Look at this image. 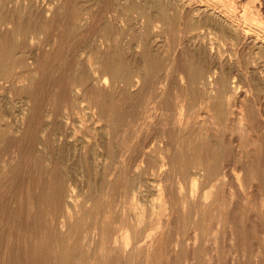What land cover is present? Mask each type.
Here are the masks:
<instances>
[{"label": "rangeland", "instance_id": "obj_1", "mask_svg": "<svg viewBox=\"0 0 264 264\" xmlns=\"http://www.w3.org/2000/svg\"><path fill=\"white\" fill-rule=\"evenodd\" d=\"M103 1L105 0H19V1L8 0L7 2L8 6H10L7 16L11 17L12 22L2 26V28H0V33L9 31L16 24V22L23 21L22 25L25 26L27 25V32L25 33V36L23 38L22 37L20 38L21 46L20 45L16 46L15 54L17 53L19 54L20 52H23L24 55L26 56L28 60V64L30 65L29 72L33 76L32 82L34 80V84L31 83V85H29L28 88H21L20 91L19 83H21L22 81L19 82L16 81L17 82L16 83L15 81L13 82L12 79L11 78L9 79L8 77L4 79L0 78V128L4 129L3 131L4 133L2 132V134L0 135L1 136L0 137V176L3 174L0 177L2 179V180L0 179V235H1L0 264H15L16 262L18 264H24V263L36 264L34 263L35 261L33 258L36 255L29 254L30 253L29 246L31 243L35 244L38 248L41 247V251L39 252V255H37L39 256L37 258V264H55L54 257L52 256L48 257L46 255V253L49 252V249H51L50 247H53V243H54V241L52 242V237L51 236L49 237L47 227H44L43 222L37 228H34L31 225V219L33 213L36 211L37 208H39V206H41L40 208L42 209L46 208V206H48V200L44 201L45 203L40 204L33 202V200L29 202V200L26 199L27 192L36 193L41 188V185L38 184V182L36 183L38 177L40 178L42 176L41 177L42 180H47L50 177L51 172L49 173V171L50 168L52 167L51 165L53 164V161L60 162L63 172H68V175L66 177L67 180L66 185L68 183V187L70 186L69 188H71V190L74 189L73 190L74 195L76 194L75 197L78 200L77 203L79 204V206L82 205L87 208L89 206H97V212H99V214L101 213L103 216L102 212L104 211L105 207L107 205L109 206L112 205L110 213L112 214L113 217L114 216L117 217L120 214V209L122 207L123 208L126 207V209H128V205L130 206V203H128L129 200L128 196L123 191L122 185H120V180L122 178V175H120L121 177L117 178L118 180L117 185L113 184V182L107 183L108 176L104 175V170L106 168L109 159L106 144L110 138L108 136L110 128L104 122L105 120L99 117L95 108L88 106L87 99L84 98L83 100H81L80 102L81 105L76 112L75 111L72 112L67 117L65 116L59 117V119H57V121L53 124L50 123V120L48 122V119H50L51 109L54 108L55 106L54 103L57 101V97H56L57 95L55 92L56 84L50 82L46 72L48 70L47 67L49 63H53V64L55 63L51 77L60 73L68 74L70 70L72 71V69L75 68V65L77 63L76 59L78 57L82 61L85 60L86 63H91L92 61H94L95 59L94 57H98L101 60V58H103L107 54L109 55L114 51H118L122 61L131 63L134 68L140 65L141 63L144 64L149 62L150 60L148 58L150 57V59L152 60L154 55H157V53L158 56L160 55L159 56L160 58L162 57L161 58L162 61L165 55L167 54V51L172 49L170 47H172L171 45H173L174 41H176L175 38L177 39L178 36L177 30L179 27L178 24L182 25V22L184 21L187 22L185 19H189V18L180 17V14L182 12L181 11L182 0H176V1L175 0H133V1L117 0V3L119 5V8L117 10H119V12L116 14L115 18L114 16L110 15L111 12L108 13L109 15L99 13L100 9L104 5L110 3ZM187 1H190V5L193 7L196 6L197 4L199 6L202 3L201 0H186L184 2ZM131 2L135 4V7L142 6L145 9L146 14H149L150 16L152 15L151 19L149 20V22H151L150 25L151 26L153 25L152 27L148 25L147 23L148 19L144 15L138 13V11L124 10L125 6ZM174 2L175 4H173ZM245 2L246 0L245 1L235 0V3L238 4L237 8H240L239 6ZM159 4L168 7V16L166 19V21H168L167 23H164L162 20H157L158 19L157 17L155 19L156 9ZM101 5L102 7H99ZM77 6H79L82 10L87 11L86 15H89V13H91V15L88 18L87 22L76 23V26L73 28L71 24H74V22H72V20L70 19V12L74 7ZM13 8L16 9L18 8V9L17 11H13L12 10ZM47 8H51L50 11H48ZM97 8H99V10ZM52 9L54 13H52L53 12ZM169 9H171V11ZM95 10L96 13L98 14L95 13ZM93 11L95 14H93ZM151 12L154 14H152ZM170 13L172 16L170 15ZM143 19L147 22H145ZM171 20H173L172 26L174 29L171 26ZM176 20L178 23L174 24ZM105 22H109L108 24H110L108 25L109 27L107 26V33L110 35L111 39L107 43H99L98 33L100 32V30L102 31V26L105 24ZM157 24L158 27L155 26ZM165 25L168 26L165 29H163ZM174 26L175 27L178 26V27L175 28ZM149 27L152 30H150ZM209 29L210 31H213L212 28ZM164 30H167V32H169L168 35L167 32ZM152 31H153V36H152ZM170 31L172 32V34ZM115 33L117 36H114ZM147 33L149 37L148 35H146ZM154 34L157 35L155 36ZM164 35H166V37ZM146 36L148 37V39L145 38ZM171 36L175 38H172ZM142 39L143 41L144 39H147L148 42H146L147 40H145L144 41L146 42L145 44L143 41H141ZM195 39L184 38L182 40L184 44L181 42L180 44H178L179 46L176 45L173 48V50H175L176 61L179 63L180 60H181L180 62H185L187 61L186 59H188V61L194 60L195 62H197V60L199 61V59L208 60L207 55H209V59L212 58L213 55H215L214 53L217 54V51H219V53H222L221 55L224 56L222 58L226 59L225 61L224 59H222L225 70L230 68V70L229 71L227 70V72L235 73V75L237 74L236 76H238V78L236 77L235 78L236 80L240 81V83L238 81L239 88H241L242 90L241 92H245L246 100L245 99H244L245 101L242 100V102L244 101L242 103L244 105L243 118L245 120L247 117L248 118L247 121H244V119L242 118L241 122L246 125L250 124L251 129L249 130V132H243L244 134L240 133L241 135L239 134V131H235V130L233 131V134L230 133L228 129V125L226 126L227 127L226 130L221 129V127L225 126V124L227 123L229 124L231 122V118L235 114H230L231 117L227 119V123L225 124L223 123L222 125H216L215 123L209 121L210 115H207L205 111L208 110L212 114L213 109L211 110L204 108V104L200 103L202 101L201 96L203 97V95L205 94L204 88L200 86L202 85L201 82H198L193 86L190 85L191 86V87L189 86L190 88L183 89L182 91L184 93L183 96L186 98V103H187L184 111V116H186L185 119H189V121L186 123L187 125L186 124L180 125L175 121V117L173 115L174 112L173 101L169 102L170 106L168 107V109H166L167 111L165 110L166 111L165 113H161L162 109L160 108L159 105L154 104L155 105L154 107V105L152 106L153 102H149L150 103L149 104L150 107H148L149 112L147 115H144L143 118L141 117L143 120L144 119L145 120L140 123L136 122V119H139L138 116L132 118L129 115H125L123 117L124 119L122 122L123 124L122 123L118 124L119 125L118 128L117 126L113 127L114 130L117 132V134L119 133L117 135V138L123 139V143L119 144L118 148H116L117 156L123 158L131 157V159L132 157L134 158V156L138 157L136 159V164H138L137 172H135L136 177L143 180L144 182H151V183H147V185L144 186L147 191L144 190L145 195H142L140 197V199L142 198V200L139 199L140 201L145 202V203L141 202L142 206H147V211L151 213V214L149 213L148 220L144 223V225L140 226V229L141 231L143 230L142 232L144 234V236L143 234H141L142 235L141 237L142 240H145L148 237L145 233L152 231L153 222L159 220V222L164 223L165 222L164 220L167 217V214L165 213L158 214L156 211H152V209L158 210L157 203H159L160 201V198L157 195L158 185L163 183L166 186V190H168V192H170L171 194L169 197L172 198L170 199L169 203L171 205L173 204V206L175 205L174 207L179 209L178 197L180 194L178 190H180V188L176 184V181L177 179L180 180L182 184L181 186L182 192L190 191L191 185L189 183L188 174L191 173V175H194L196 179V183L192 188L195 194L196 193L200 194L202 191L206 190L207 188L211 190L214 189V191H216L218 194L216 192L213 193L214 199L212 198L210 199L211 201L212 200L213 201L211 202V204L209 203L207 206H205V210L207 211H205L204 207L202 206L201 211L203 213L200 215V217H198V220L201 219V217H204V219L202 218L200 220L202 223L198 221L199 224L198 230L200 233V240L198 242V247L196 248L195 247L193 248L191 246L189 247L188 244L192 240V231L190 230V228L186 229L184 234V236L187 238L188 241L185 244L187 245L185 247L187 251V252L185 251L186 258L182 260L180 264H206L205 261H207V257L209 253L210 254L213 253L212 255L218 257V259L214 264H231V259L233 254H235L238 257L237 264H264V131H263L264 116L263 114L258 112L259 108L261 109V107H263L262 112L264 111V102L262 101V104L260 105V103L256 101H252L253 100L251 96L252 92H250L247 89L248 87L254 86L259 83H260L259 85H262L264 74H261L263 73V71L260 72L259 70L253 71L252 69L247 73H243V72L241 73L242 70L239 68V66L243 65L242 63L245 62L246 59L249 56H251L253 52V49L250 48L251 47L250 43H248L249 45L248 44L246 45V43H244V44H238L236 46L231 43L233 45L232 46L229 41L228 42L226 40L224 41V39L221 38L219 35H217L215 32L208 33L207 35L203 36V38L199 37L196 40ZM152 40H154L155 42H152ZM144 46H146V48ZM217 46L220 48H218ZM244 46H246V48ZM147 48L149 49L147 50ZM141 49L143 52L140 51ZM204 49L206 50L203 51ZM235 50H238L236 51L237 54L235 53ZM160 53H162L163 56ZM229 54H231V57H229L230 56ZM89 55L91 58L89 57ZM142 58H143V62L141 60ZM216 58L217 56L214 57V60ZM234 59L235 61H233ZM235 67L238 68L240 72L238 71V69L236 70ZM235 70L236 72H233ZM18 71L22 72L23 68L21 67L19 68V66H15L13 68V73L17 74L19 73ZM95 74L98 75L99 73L96 71ZM103 74L105 76L106 82L98 86H100L103 93L105 92L108 93L112 88L109 77L110 75L108 74V72H105ZM44 77L46 78V83L42 87L41 80ZM246 77H248L249 82L248 79H246ZM172 79L173 81H171ZM35 80L37 82H35ZM250 81L252 82L250 83ZM170 82H171V86L170 84H168L169 90L171 94H174L175 91L176 92L178 91V88L181 86L182 83L179 82L177 73L174 72L172 74V76L169 78L168 83ZM38 83L40 84V86ZM120 84H118L116 89H114L115 101L120 106H123V108L130 107L129 105L132 106L134 102H137L136 101L137 94H135V92L137 90V87L139 86V83L136 84L137 86L135 84L131 86L132 87V88L130 87L131 90L130 89L124 90L126 91V93H124V91H122L121 89L123 87L122 82H120ZM118 88L121 90V92ZM243 88L247 90L244 91ZM32 89H34L35 91ZM247 91H249L250 93ZM27 92H29V95H27L28 94ZM54 95L55 97H53ZM28 96L30 97L32 96L33 98L29 99ZM249 100L253 104L248 102ZM39 102L42 105H40ZM250 108H252L253 111L252 109L250 110ZM47 110L49 116L47 115L46 112ZM41 112L43 113V115ZM186 113L187 115H185ZM158 115H159L158 119L160 121H158L157 119ZM257 115L260 118H258ZM36 116L37 117L39 116L38 120L40 122L37 120ZM212 116L214 117V114ZM164 117H166L168 120L166 124L167 126H165L164 129H168L170 127L168 129L170 131L169 132L170 134L168 133L165 134L161 132L163 130L161 127L162 124L160 122L164 119ZM255 117H257L256 119L258 121L255 119ZM62 118L64 119L65 122L63 121ZM200 119L203 120L205 119V120L203 121ZM249 120L251 122H249ZM255 120L259 122V124ZM58 121L60 124L58 123ZM198 121L200 122V125L199 123H196ZM201 124H203V126H201ZM35 125L37 126V129H39L38 131ZM49 125L55 127L51 128L49 127ZM145 125L146 126L148 125L150 127H148L145 130L144 129ZM257 125L259 127L256 128ZM158 126H160L161 129ZM203 127H206L205 129L206 132H204ZM201 128L203 129L201 130ZM51 129H53V131H51ZM219 130L220 132H218ZM49 131H50V135L47 134L49 133ZM197 131L199 132L197 133ZM209 131L211 132V134ZM226 131L228 132L226 133ZM121 132L123 133V135H121ZM202 133H204L205 135L203 134L204 136L202 135L201 137L200 134ZM184 134L186 135L184 136ZM195 134L196 135L199 134L200 136L198 135L199 136L198 137ZM167 135H171V136L168 137ZM47 136L48 137L50 136L51 138L49 137L48 139ZM45 137L48 145L44 144ZM170 137L173 141L170 139ZM126 139L127 140L129 139L131 142L126 141ZM227 141L228 142L231 141V142L228 143ZM14 142L17 143L15 144ZM131 143H133V146H131ZM166 143L167 145L170 144L169 145L170 149L168 151L170 152V154H172V157L175 160L174 164L176 170L173 171L171 170L169 172H165L164 170L160 172V170H158L159 171L158 172L150 168L148 169L147 160L146 159L140 160V157L136 156L138 154L137 150L140 148L139 145L141 144L140 146H144L145 149L151 148L149 149V151L151 150L150 151L151 157L149 156L150 161L152 158H154V156L157 159L161 158V156H156L158 154L157 148L162 147L163 144L166 145ZM243 143H245L246 145ZM32 144L33 146H31ZM85 144L87 145V148L83 147V145ZM216 144H218V146ZM122 146H126V147H122ZM131 147H133V149ZM246 148H248V150H246ZM154 150L156 151L154 152ZM240 151H244L248 153L249 156L247 158L248 160L244 161L241 159L240 155L238 154ZM119 152L122 154L120 155ZM195 152H199L200 154H202L203 164L200 167L196 166V164L195 165L189 164V166L187 167V171L185 172L187 176L183 179L184 172L182 171V167L186 161H191L195 159L196 156ZM219 152H224V154L221 153V155H219ZM213 159H219V169H218V174H216L218 176L217 178L211 179L209 181L204 177V175L206 174L203 173L205 171L201 167H206L210 163L209 160H211L212 162ZM245 164H248V167ZM240 166L241 167L245 166V167L241 168ZM12 168L15 169V172L14 171L12 172ZM249 168H251L252 170L251 173L252 175L249 174L250 176L247 174L248 173L247 170ZM6 172L8 175H6ZM47 176L48 178H46ZM29 179L33 180L32 184L30 185H28ZM3 180L5 182H3ZM214 180H220L221 184L218 183L216 186L211 185ZM102 185L103 187L101 188ZM149 188L151 189L149 190ZM28 189L32 191H29ZM162 198L165 199L164 196H162ZM154 202L156 203V206L154 205L155 204ZM168 208L169 207L167 206L165 210L166 212L168 211ZM190 208L192 209V206ZM9 209H11L10 213L8 212ZM19 211L23 215L20 214ZM25 211L28 214V217L26 216ZM91 211L92 213H94V208H92ZM179 217L180 219L177 218V221L172 219L173 225L170 223L172 229L170 228L171 226L166 227V231H168L170 228L169 233L171 238L176 235L175 231L181 228L182 214ZM185 217L192 219V216L185 215ZM83 218L85 219L86 217ZM178 219L181 221H179ZM110 227H112L113 229H117L118 225L111 224ZM231 231H233V236L231 234ZM215 244L217 245L216 249H214ZM165 246H166L165 249L166 253H164L165 250L163 249V252L160 254V258L157 257L158 259H156L155 264H164L163 261L165 259H166V262L164 261L165 264L175 263L174 261L169 260L170 256L171 259H175V253L170 252L172 251L170 250L172 249V247L169 246V244H166ZM173 254L174 256H172ZM16 256L18 260L16 259ZM29 257H31L30 258L31 260L29 259ZM142 262L139 263L137 259L133 260L134 264H143L144 262L143 263ZM153 263L154 262H151V264Z\"/></svg>", "mask_w": 264, "mask_h": 264}, {"label": "bare ground", "instance_id": "obj_2", "mask_svg": "<svg viewBox=\"0 0 264 264\" xmlns=\"http://www.w3.org/2000/svg\"><path fill=\"white\" fill-rule=\"evenodd\" d=\"M15 1H19V0H15ZM105 1L110 2V3L107 5L102 4V5H104L103 7H102V5L99 6V7H102L100 9L99 13L109 15L108 13L111 12L110 15L114 16V18H115L116 14L119 12V10H117L119 8L117 0H109V1L105 0ZM105 1H103V2H105ZM184 1H186V0H182V4L180 2V4L182 5V7H181L182 12L180 14V17H186L189 19H185L187 22H185V21L182 22V25L178 24L179 27L176 26V27H178V30H177L178 33L176 32L178 34L177 39L175 37L171 36L172 38H175L176 41H174L173 45L170 44L172 46L170 48H172V49L168 50L169 52L167 51V54L165 55V57L162 60L163 62L161 61L162 57L160 58L159 57L160 55L158 56V53H157V55H154L152 60L150 59V57L148 58L150 60L149 62L144 63V64L141 63L140 65H138L134 68L131 63L122 61V59L119 55V52L113 50L114 52L110 53L109 55L107 54L106 56L101 58V60L98 57H94L95 59L91 63H86V61L84 60L85 58L83 59L84 61H82L78 57L76 59L77 63L75 65V68L72 69V71L70 70V72H68V74L60 73V74H57L53 77H51V76H52V70H53L55 63L54 64L53 63L48 64V67H47L48 70L46 72H47V75L49 77L50 82L56 84L55 92L57 95L56 96L57 101L56 102L54 101L55 102L54 108L53 109L49 108V109H51V112H50V119H48V122L50 120V123L53 124L57 121V119H59V117H64V116L67 117L72 112H74V111L76 112L81 105L80 104L81 100H83L84 98L87 99L88 106L95 108L99 117L103 118L105 120L104 122L106 123V125L109 126V128H110L109 133L106 132V133H108V136L110 137L109 141H107V144H106L109 159H108L106 168L104 170V175L108 176L107 177L108 178L107 183L113 182V184L117 185V183H118L117 178L121 177L120 175H122V178L120 180V185H122L123 191L128 196V199H129L128 203H130V206L128 205V209H126V207H124V208L122 207L120 209V214L119 215L117 214L118 215L117 217H115V216L113 217L112 214L110 213L112 205L111 206L107 205L105 207L104 211L102 212L103 216L101 213L99 214V212H97V206H89L88 208L85 206H82V205L79 206V204L77 203L78 200L75 197L76 194L74 195V191H73L74 189L71 190V188H69L70 186L68 187V183L66 185V181H67L66 177L68 175V172H63L60 162L53 161V164L51 165L52 167L50 168V171H49V173L51 172L50 177L48 178V176H47L46 177V178H48L47 180H42L41 179L42 176L40 178L38 177V180L36 181V183L38 182V184L41 185V188L36 193L27 192L26 193L27 194L26 199L29 200V202H31V200H33V202L40 203V204L41 203L43 204V203H45L44 201L48 200V206H46V208L42 209V208H40L41 206H39V208H37L36 211L33 213V216L31 219V225H32V227L37 228L43 222L44 227H47L49 237L50 236L52 237V242L54 241V243H53V247H50L51 249L48 248L49 247V245H48L47 248L49 249V252L46 251V252H48V253H46V255L48 257H51V256L54 257V263L55 264H107V263H109V264H134L133 260H135V259H137L139 261V263L143 261L145 264H151V262H154L153 264H155L156 259H158L157 257L160 258V254L163 252V249L164 250L166 249V246H165L166 244H169V246L172 247V249H170L172 251H170V252L175 253V259H171V256H170L169 260L174 261L175 262L174 264H180L181 261L186 258L185 247L187 245H185V244L188 241H187V238L184 236V234H185V231L187 228L188 229L190 228V230L192 231V240L188 244L189 247L190 246L193 248L198 247V242L200 240V233L198 230L199 229L198 228L199 227L198 221L200 223H202L200 220L202 218L204 219V217H201V219L198 220V217H200V215L203 213L201 211L202 206L204 207V210H205V206H207L209 203L211 204V202L213 200L211 201L210 199L211 198L214 199L213 193L216 191H214V189L211 190V189L207 188L206 190L202 191L200 194H197V193L195 194L194 190H192V188L194 187V185L196 183V179H195L194 175H191V173H189L188 174L189 183L191 185L190 191L182 192V190H181L182 184H181L180 180L177 179V181H176V184L180 188V190H178L179 194H180L178 197L179 209H177L174 207L175 205L173 206V204L171 205L169 203L170 199H172V198L169 197L171 194H170V192H168V190H166V186L163 183L158 185L157 195L160 198L159 203H157L158 204V210L152 209V211H156L158 214L165 213V214H167V217L165 218L164 223L159 222V220L153 222V226L151 225L152 231L145 233L148 237L146 239L144 238L145 240H142L141 234H143V232H142L143 230L141 231L140 226L144 225V223L148 220V216H149L150 212L147 211V206H142L141 202H143V201H140V200H142V198L140 199V197L142 195H145L144 190H146V189L144 186H146L147 183H151V182H144L143 180L136 177L135 172H137V166H138V164H136V159L138 157L134 156V158L132 157V159H131V157H129V158L124 157L123 158V157L117 156L116 148H118L119 144L123 143V139L117 138V135L119 133L117 134V132L114 130L113 127L117 126V128H118V126H119L118 124L123 122V120H124L123 117L125 115H129L132 118L135 116L136 117L138 116L139 119H136V122L137 123L143 122L145 120V119L144 120L142 119L143 116L147 115L149 112L148 111V107H150L149 102H153L152 106L154 104L159 105L160 108L162 109L161 113H165L167 111L166 109H168V107L170 106L169 105L170 101H173V103H174L173 115L175 117V121L177 123H179L180 125L186 124L189 121V119H185L186 116H184V111H185L187 103H186V98L183 96L184 93L182 91H183V89L190 88L194 84L201 82L202 85H200V86H202L204 88L205 94L202 93L204 95H203V97L201 96L202 101L200 103L204 104V108L211 109V110L213 109L212 114L208 110L205 111V113L207 115H210L209 121H211L212 123H215L216 125H222L223 123L224 124L227 123V119L229 117H231L230 114H235L231 118V122L229 124L228 123L225 124V126L221 127V129L226 130V128H227L226 126L228 125L229 132L232 134H233L234 130L239 131V134L243 133V132H249V130L251 129V127H250L251 125L249 123H248L249 125H246V124L241 122V120L243 118V112H244L243 111L244 105L242 103L246 100L245 99L246 98L245 92H241L242 90H241V88H239V84H238L239 80H236V78H238V76H236L237 74L235 75V73L227 72V70L229 71L230 68L225 70V68L223 66V60H222V59H224V58H222L224 56L221 55L222 53H219V51H217V54L214 53L215 55H213V57L210 59H209V55H207L208 60L207 59H203V60L199 59V61L197 60V62H195L194 60L188 61V59H186L187 61L180 62L181 61L180 60L178 63L176 61L175 50H173V48L176 45L179 46L178 44H180L184 38H191V39L192 38L197 39L199 37L203 38V36L207 35L208 33L215 32L217 35H219L221 38H223L224 41L225 40L227 42L229 41L230 44L232 43L235 46L238 44L246 43V45H247L248 43H250L251 44L250 48L253 49V52H252L251 56H249L247 59L245 58L246 61L242 63L243 65L239 66V68L242 70L241 73L242 72L247 73V72L251 71V69H252L253 71H257V70H259V72L263 71V73H261V74H264V0H246L245 3H243L242 5L239 6L240 8H237L238 4L235 3V0H201L202 3L199 6L197 4L194 7L190 5V1H187V2H184ZM237 1H239V0H237ZM241 1H243V0H241ZM7 2H8V0H0V28H2V26L7 25L8 23L12 22L11 17L7 16L8 10L10 9V6H8ZM173 4H175V2ZM192 4H194V3H192ZM174 6H177V5H174ZM134 7H135V4L133 2H131L125 6L124 10H136V11H138V13L144 15L148 19V22L144 20L145 18L143 20L145 22H147L148 25H150L151 22H149V20L151 19L152 15L150 16L149 14H146L145 9L142 6H137L135 8ZM171 7H169V8H171ZM17 9L13 8L12 10L17 11ZM47 9H48V11H50L51 8H47ZM97 9L99 10V8H97ZM96 10H95V13H96ZM169 10L171 11V9H169ZM52 11H53V9H52ZM136 11H135V13H136ZM178 11H180V10H178ZM260 12H262V13H260ZM52 13H54V11ZM86 13H87V11L82 10L79 6L74 7L72 9V11L70 12V19L72 20V22H74V24H71L73 28L76 26V23L88 21V18L90 17L91 13H89V15H86ZM95 13L93 11V14H95ZM154 13H155V11H154ZM154 13H152V14H154ZM96 14H98V13H96ZM128 14H129V11H128ZM170 15H171V13H170ZM167 16H168V7H166L162 4H159L157 6V9H156L155 19L157 17L158 18L157 20H162L164 23H167L168 22V21H166ZM36 17H37V15H36ZM22 22H16V24L9 31H5L3 33H0V78L4 79V78L8 77L9 79L11 78L13 82L14 81L15 82L16 81H18V82L22 81L21 83H19L20 84V86H19L20 91H21V88H28L29 85H31V83L34 84V80L32 82L33 76L29 72L30 71V69H29L30 65L28 64V60H27L26 56L24 55L23 52H20L19 54L18 53L15 54L16 46L20 45V43H21L20 38L21 37L23 38L25 36V33L27 32V25L26 26L22 25ZM172 22H173V20H171V26L173 25ZM32 23H33V21H32ZM108 23L109 22H105V24L102 26V31L100 30V32L98 33L99 43H107L111 39L110 35L107 33V26L110 25ZM177 23L178 22L176 20V22L174 24H177ZM143 25H144V23H143ZM152 26L150 25V27H152ZM155 26L158 27V24ZM167 26L165 25V27L163 29H165ZM150 27H149V29H150ZM172 28H173V26H172ZM209 28H212L213 31H210ZM150 30H152V29H150ZM157 30H158V28H157ZM153 31H154V28H153ZM153 31H152V36H153ZM164 31L167 32V30H164ZM157 32H159V31H157ZM168 33L169 32H167V35H168ZM171 34H172V32H171ZM146 35H148V33ZM160 35H162V34H160ZM114 36H117L116 33L114 34ZM164 36L166 37V35H164ZM29 37H31V36H29ZM148 37H149V35H148ZM148 37L146 36L145 38L148 39ZM147 39H144V41ZM141 41H143V39ZM58 42H59V40H58ZM143 42H142V44H143ZM146 42H148V40ZM146 42H144V43L146 44ZM152 42H155V41L152 40ZM149 43H150V41H149ZM23 45H25V44H23ZM137 45H139V44H137ZM159 46H160V43H159ZM144 47L146 48V46H144ZM221 47H222V45H221ZM244 47L246 48V46H244ZM218 48H220V47H218ZM116 49H117V47H116ZM142 49H144V48H142ZM142 49L140 51H142ZM148 49L149 48H147V50ZM122 50H123V48H122ZM205 50L206 49H204L203 51H205ZM96 51H98V50H96ZM236 51H238V50H235V53L237 54ZM90 52H92V51H90ZM160 54H162V53H160ZM205 55H206V53H205ZM229 55H230L229 57H231V54H229ZM162 56H163V54H162ZM216 56H217V58L214 60V57H216ZM89 57H90V55H89ZM92 57H93V55H92ZM234 57H235V55H234ZM245 57H246V55H245ZM143 58L141 59L142 62H143ZM164 59H165V62H164ZM225 60L226 59H224V61ZM240 60H243V59H240ZM38 61H40V60H38ZM233 61H235V59ZM227 63H228V61H227ZM15 66H19V68L20 67L23 68V71L22 72L18 71L19 73H17V74L13 73V68ZM237 69L238 68H236V70ZM42 70H43V68H42ZM236 70L233 72H236ZM96 71L99 73L98 75L95 74ZM238 71L240 72L239 69H238ZM48 72H49V74H48ZM105 72H108V74L110 75L109 77H110L111 87H112L108 93H106V92L103 93L100 86H98V85H102L104 82H106L105 76L103 74ZM174 72L177 73L178 80H179V82H182V83H181V86L178 88V91L177 92L175 91L174 94H171L170 90H169V85H168V84H170V86H171V82L168 83V81ZM248 76H249V73H248ZM243 78H244V76H243ZM25 79H26V81H25ZM246 79H248V77H246ZM171 81H173V79ZM183 81H184V83H183ZM35 82H37V81L35 80ZM120 82H122V85H123V87L121 88L122 91L128 90V89L131 90V88H132L131 86L139 83V86L137 87V90L135 92V94H137V97H136L137 102H134V104L132 106L129 105L130 107L123 108V106H120L115 101V97H114V95H115L114 91L115 90L114 89H116V87L118 86V84H120ZM248 82H249V79H248ZM251 82L252 81H250V83ZM45 83H46V78L44 77L41 80L42 87L45 85ZM239 83H240V81H239ZM250 83H248V84H250ZM259 84L248 87L247 89L250 92H252V94H253V95L251 94L252 99H253L252 101H256V102L260 103V105H261L262 101L264 102V78L262 81V85H259ZM35 85H37V84H35ZM39 86H40V84H39ZM35 87H37V86H35ZM34 89H32V90H34ZM247 89L243 88L244 91ZM47 90H48V88H47ZM174 90H175V88H174ZM41 91H43V90H41ZM249 91H247V92H249ZM120 92H121V90H120ZM27 93H28L27 95H29V92H27ZM124 93H126V91H124ZM28 97H29V99L33 98L32 96L31 97L28 96ZM53 97H55V95ZM242 100H244V101L242 102ZM248 102H250V100ZM250 103L253 104L252 102H250ZM35 104H34V106H35ZM40 105H42V104L40 103ZM154 107H155V105H154ZM210 107H212V108H210ZM250 107H251V105H250ZM156 108H157V106H156ZM248 108H247V111H248ZM262 108L263 107H261V109L259 108L260 111L258 110V112H260L264 116V111L262 112V110H263ZM39 109H40V107H39ZM251 109L252 108H250V110ZM41 110H42V108H41ZM252 111H253V109H252ZM42 112H43V110H42ZM46 112L48 115L49 114L48 110ZM247 113H249V112H247ZM247 113H244V114H247ZM254 113H255V111H254ZM213 114H214V117L212 116ZM42 115H43V113H42ZM185 115H187V113ZM38 117H37V120H38ZM257 117H258V115H257ZM257 117H255V119ZM158 118H159V115H158L157 119ZM205 118H206V116H205ZM247 118H246V120L243 118L244 121H247ZM250 118H251V116H250ZM258 118H260V117H258ZM157 119H156V121H157ZM200 120H203V119H200ZM63 121H64V119H63ZM158 121H160V120L158 119ZM146 122H147V120H146ZM167 122H168L167 118L164 117V119L160 122L162 124L161 127H162L163 131H161V130H158V131H161L165 134H167V133L170 134L169 133L170 131L168 130L170 127L169 128L167 127L168 129H164L165 126H167L166 125ZM249 122H251V121L249 120ZM50 123H48V124H50ZM58 123H59V121H58ZM196 123H199V125H200L199 121ZM257 123L259 124V122H257ZM261 124H263V123H261ZM38 125H41V124H38ZM208 125H210V124H208ZM234 125H235V127H234ZM255 125H256V123H255ZM201 126H203V124H201ZM49 127L52 128L55 126L49 125ZM148 127H150V126L145 125L144 129L146 130ZM158 127L161 129L160 126H158ZM257 127H259V126L257 125L256 128ZM203 128H201V130L203 129L204 132H206L205 131L206 127H203ZM216 128H214V129H216ZM36 129H37V126H36ZM38 130L39 129H37V131ZM209 130H210V128H209ZM3 131H4V129L0 128V135L2 134ZM51 131H53V129H51ZM148 131H149V129H148ZM198 132L199 131H197V133ZM218 132H220V130ZM227 132L228 131H226V133ZM42 133H43V130H42ZM176 133H177V131H176ZM47 134L50 135V131ZM165 134H162V135H165ZM175 134H174V136H175ZM203 134L204 133L200 134L201 137ZM210 134H211V132H210ZM121 135H123L122 132H121ZM185 135L186 134H184V136ZM198 135H196V136H198ZM167 136L169 137L171 135H167ZM49 137L47 136L48 139H49ZM206 137H208V136H206ZM42 139H41V141H42ZM170 139H171V137H170ZM170 139H168V140H170ZM44 140H43L44 144L46 145L47 144L46 137ZM126 141H130V140L126 139ZM231 141H229V142L227 141V142L230 143ZM17 142H20V141H17ZM164 142H165V140H164ZM211 142H210V145H211ZM167 143H166V145L163 144L162 147L157 148L158 154L156 156H161V158L157 159L154 156V158H152L150 161L149 156L151 157V155H150L151 150L149 151V149H151V148L145 149L144 146H140L141 144L139 145L140 148L137 150L138 154L136 153L137 155L136 154L135 155L139 156L140 160H144V159L147 160V163H148L147 168L148 169L150 168V169L155 170V171L160 170V172L162 170H164L165 172H169L171 170L172 171L176 170V167L174 164L175 160L172 157V154H170V152L168 151L170 149V147H169L170 144L167 145ZM172 144H173V142H172ZM175 144H176V142H175ZM243 144H245V143H243ZM243 144H241V145H243ZM216 145L218 146V144H216ZM31 146H33V144ZM126 146H122V147H126ZM131 146H133V143H131ZM212 146H214V145H212ZM247 146H249V145H247ZM83 147L87 148V145L85 144V145H83ZM145 147H146V145H145ZM15 148H16V146H15ZM91 148H92V146H91ZM131 148L133 149V147H131ZM11 149H12V147H11ZM246 150H248V148H246ZM155 151L156 150H154V152ZM236 151H237V148H236ZM195 153H196L195 159H193L191 161H186L182 167V171L184 172L183 179L187 176L185 172L187 171V167L189 166V164L190 165L196 164V166H198V167H200L203 164L202 154H200L199 152H195ZM221 153L224 154V152H219V155H221ZM242 153H244V154H242ZM121 154L122 153H120V155ZM152 154H153V152H152ZM238 154L240 155L242 160H244V161L248 160L247 158L249 156H248L247 152L240 151ZM249 154H251V153H249ZM235 155H236V152H235ZM235 155H233V156H235ZM209 161H210V163L206 167H201V168L204 169V171H205V172H203L204 174H206V175H204V177L210 181L211 179L217 178V176H218L216 174H218L219 159H213L212 162H211V160H209ZM167 164H168V166H167ZM245 165H247V167H248V164H245ZM11 167H12V165H11ZM145 167H146V165H145ZM244 167L245 166H242L241 168H244ZM16 170H17V168H16ZM13 171L15 172V169L12 168V172ZM247 172H248L247 173L248 175L249 174L252 175L251 174L252 173L251 168H249L247 170ZM6 175H8L7 172H6ZM249 178H251V177H249ZM252 178H253V176H252ZM32 181L33 180L29 179L28 185L32 184ZM3 182H5V181L3 180ZM218 183L221 184L220 180H214L211 185L216 186ZM2 185H4V184H2ZM102 187H103V185L101 186V188ZM150 189L151 188H149V190ZM29 191H32V190H29ZM101 194H103V193H101ZM149 194H150V192H149ZM162 196H164L165 199H163ZM107 198H108V196H107ZM219 202H221V201H219ZM143 203H145V202H143ZM108 204H109V202H108ZM213 204H214V202H213ZM154 205L156 206V203ZM167 206L169 208H168V211L166 212L165 210H166ZM191 206H192V209L190 208ZM151 207H154V206H151ZM29 208H30V206H29ZM92 208H94V213H92V211H91ZM148 209H149V207H148ZM10 210L11 209H9V211H8L9 213L11 212ZM20 211H19V213H20ZM26 211H27V209H26ZM26 211H25V213H26ZM205 211H207V210H205ZM205 211H204V213H205ZM20 214H22V213H20ZM181 214L183 217V218L181 217V219H182L181 228L176 230L175 231L176 235L171 238L169 230H170V228L172 229V226H171L172 219L177 221V218L180 219L179 216ZM185 215L186 216H192V219L185 217ZM26 216L28 217L27 213H26ZM83 217H86V218L84 219ZM22 218H23V216H22ZM179 221H181V220H179ZM7 223H8V221H7ZM111 224L118 225V228L113 229L112 227H110ZM4 225H6V224H4ZM166 227H170L168 231H166ZM2 228H5V227H2ZM214 229H215V227H214ZM231 234L233 236V231H231ZM18 235H19V233H18ZM25 235H26V233H25ZM143 236H144V234H143ZM0 237H1V235H0ZM216 248H217V245L215 244L214 249H216ZM48 249H46V250H48ZM29 251H30L29 254L36 255L33 258L35 261L34 263L37 264V258L39 257L37 255H39V252L41 251V247L38 248L35 244L31 243L29 246ZM216 252H218V251H216ZM164 253H166V250ZM26 254H27V252H26ZM212 254L213 253H211V254L209 253V255L207 257V261H205L206 264H214L216 262V260L218 259V257H216ZM216 255H218V254H216ZM22 256H24V255H22ZM172 256H174V254ZM30 258L31 257H29V259ZM161 258H163V257H161ZM16 259H17V256H16ZM164 261L166 262V259ZM164 261H163V263L165 264ZM237 263H238V257L235 254H233L232 259H231V264H237Z\"/></svg>", "mask_w": 264, "mask_h": 264}]
</instances>
